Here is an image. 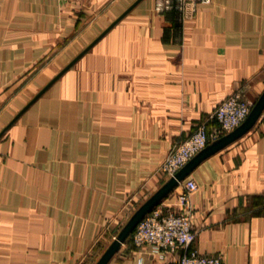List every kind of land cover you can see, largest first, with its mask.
<instances>
[{
  "label": "crops",
  "instance_id": "obj_1",
  "mask_svg": "<svg viewBox=\"0 0 264 264\" xmlns=\"http://www.w3.org/2000/svg\"><path fill=\"white\" fill-rule=\"evenodd\" d=\"M184 7L0 0V264L181 256L134 247L135 227L121 245L113 239L168 183L159 169L175 143L232 92L254 103L264 93V0ZM192 166L160 202L196 182L191 248L264 264V110Z\"/></svg>",
  "mask_w": 264,
  "mask_h": 264
},
{
  "label": "built area",
  "instance_id": "obj_2",
  "mask_svg": "<svg viewBox=\"0 0 264 264\" xmlns=\"http://www.w3.org/2000/svg\"><path fill=\"white\" fill-rule=\"evenodd\" d=\"M209 0H185L187 5L207 2ZM254 102L248 100L242 90L228 95L214 109L211 115L197 124L194 131L184 140L175 143L167 152L160 172L170 178L185 166L194 156L208 144L218 140L237 128L248 117ZM198 189L193 179L182 184L175 204L160 203L154 207L136 225L130 241L136 248L150 246L156 251L183 253L175 264H222L219 256H206L192 249L196 241V232L192 228L193 207L191 195ZM120 225L119 220H115Z\"/></svg>",
  "mask_w": 264,
  "mask_h": 264
},
{
  "label": "water",
  "instance_id": "obj_3",
  "mask_svg": "<svg viewBox=\"0 0 264 264\" xmlns=\"http://www.w3.org/2000/svg\"><path fill=\"white\" fill-rule=\"evenodd\" d=\"M264 110V93L259 98V100L254 103L253 108L248 115V117L233 131L228 134L222 136L218 140L208 144L201 152H199L196 156H194L185 166H183L178 172L175 173L174 176L169 178L168 183L160 189L154 196H152L147 202H145L129 219V221L124 225L123 230L120 235L114 237L113 239V247L121 245L123 242V237L131 232V230L136 227L140 220H142L147 213H149L154 207H156L161 200L169 193V191L177 186L185 177L186 174L189 173L191 168L193 167V163L198 161L203 156L207 155L209 150H214L219 148L221 145L228 143L229 141L239 137L247 130H249L256 122L257 118L260 116L262 111ZM104 261V256L101 258L98 264H102Z\"/></svg>",
  "mask_w": 264,
  "mask_h": 264
}]
</instances>
